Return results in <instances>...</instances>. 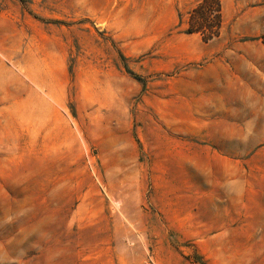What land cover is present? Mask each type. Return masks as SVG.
Segmentation results:
<instances>
[{"label":"rangeland","instance_id":"374dc122","mask_svg":"<svg viewBox=\"0 0 264 264\" xmlns=\"http://www.w3.org/2000/svg\"><path fill=\"white\" fill-rule=\"evenodd\" d=\"M0 0V264H264V0Z\"/></svg>","mask_w":264,"mask_h":264},{"label":"trees","instance_id":"16d2710c","mask_svg":"<svg viewBox=\"0 0 264 264\" xmlns=\"http://www.w3.org/2000/svg\"><path fill=\"white\" fill-rule=\"evenodd\" d=\"M179 24L185 26L184 33L201 34L205 41L218 37L224 27L222 0H198L188 11L187 19L179 13Z\"/></svg>","mask_w":264,"mask_h":264}]
</instances>
